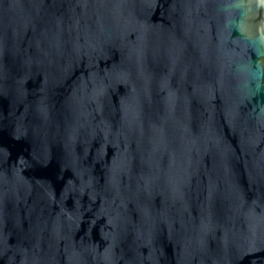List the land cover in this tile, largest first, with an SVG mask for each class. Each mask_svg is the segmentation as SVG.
<instances>
[{
	"label": "water",
	"instance_id": "water-1",
	"mask_svg": "<svg viewBox=\"0 0 264 264\" xmlns=\"http://www.w3.org/2000/svg\"><path fill=\"white\" fill-rule=\"evenodd\" d=\"M0 264H264V0H0Z\"/></svg>",
	"mask_w": 264,
	"mask_h": 264
}]
</instances>
